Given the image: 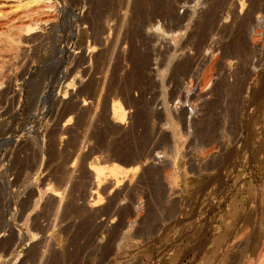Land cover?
<instances>
[{
  "label": "rangeland",
  "instance_id": "rangeland-1",
  "mask_svg": "<svg viewBox=\"0 0 264 264\" xmlns=\"http://www.w3.org/2000/svg\"><path fill=\"white\" fill-rule=\"evenodd\" d=\"M224 2L47 0L1 44L0 264H264V27Z\"/></svg>",
  "mask_w": 264,
  "mask_h": 264
},
{
  "label": "bare ground",
  "instance_id": "bare-ground-1",
  "mask_svg": "<svg viewBox=\"0 0 264 264\" xmlns=\"http://www.w3.org/2000/svg\"><path fill=\"white\" fill-rule=\"evenodd\" d=\"M1 1H7V0H0V25L6 26L7 24L12 23L13 26L10 25V26H12V27H10L11 30L9 29L10 30L9 33H11V34L8 35V34L1 33V34L5 35V37L0 39V51L2 49V46H1V44H2L5 49H8L9 51L12 50L15 53L14 56L16 58V55H20V54H16V51L17 52H18V50L20 51V48H21L20 44L24 41L25 37L31 35L32 33H35V30H36V28H35L36 24L35 23L40 22V21H44V20L47 21L46 19H44V17H43L44 20L42 18H41V20H39L38 17L41 16V14H44V12L47 11L46 8H48L49 6H47V0H13V2L10 1L11 4H9L10 2H7V4H6V2L2 3ZM224 1H227L226 5L228 6V9H230V11L233 14V17H234L233 20H234V23H235L236 28L238 30V33L241 34L240 37H243L242 36V34H243L244 38L247 37L246 42L248 40V41L252 42V45L255 44V47H256V43H255L256 40H258V39L260 41L263 40L262 39L263 31H261V30L264 27V15H263L264 14L263 13L264 12V0H223V2ZM217 3H218V0H217ZM217 3H214V5L212 7L210 6L211 8H209L208 13L202 17L203 22L200 25L201 26L200 28H202V26H203V28L206 29L207 31H208V29L215 30L214 28H217L220 25L219 23H220V21L222 22L224 17L220 16L221 14H218L216 12L217 8L219 7V6L217 7ZM44 10H46V11H44ZM231 27H229V29H231ZM253 27H254V30L255 29H256V31H257V29L259 30L257 32L255 31L256 33L259 32V35L257 34V36L259 38L256 37V39H255V37H254L255 35L253 36L254 38H252L251 30H253ZM232 29H231V31H232ZM207 31H206V35L208 33ZM249 35L251 38L249 37ZM244 46H246V45H244ZM262 46L263 45H260L259 48L257 47V49L259 50L260 53L262 52ZM240 49H241V45L238 42H236L234 45V50L239 51ZM239 54H240V52H239ZM11 56H13V55L11 54ZM10 60L11 59L9 57L8 59L5 58L2 61H0V72L1 73H3V71L5 72L7 70V67H9L10 62L12 61V60L11 61ZM13 60H15V59H13ZM5 73H8V72L6 71ZM126 115H127L126 111L121 106H119V105L113 106V117L115 118L116 123H118L119 125H122L126 119ZM105 170H106V172H105ZM133 170H134L133 168L124 169V168H121L117 165H112L110 167H105V168H102V167L91 168V172L94 176L93 181H95L94 185L97 189L100 188L102 186V184L105 183L106 180H109L111 183L116 184V185L119 184L120 182H122L121 181L122 178L120 176L122 174L124 175V173H128V172H131ZM53 190L54 189L51 190L50 188H48L46 192L52 194L56 198L57 197L60 198V196H62L57 191H53ZM96 190L93 194L96 195L97 197L95 200H93V203L90 202L91 204L89 207H91V208L96 207V205L98 203H100V201H101L100 197L98 196V191H96Z\"/></svg>",
  "mask_w": 264,
  "mask_h": 264
}]
</instances>
